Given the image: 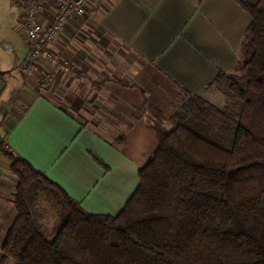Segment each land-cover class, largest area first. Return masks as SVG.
Listing matches in <instances>:
<instances>
[{
  "label": "crops",
  "instance_id": "crops-1",
  "mask_svg": "<svg viewBox=\"0 0 264 264\" xmlns=\"http://www.w3.org/2000/svg\"><path fill=\"white\" fill-rule=\"evenodd\" d=\"M90 1L51 44L84 80L61 75L38 94L39 72L10 71L28 46L22 61L3 60L0 142L87 212L113 215L156 148L151 120L168 125L181 89L223 105L212 81L234 71L249 16L236 0ZM14 187L0 152V246L16 215Z\"/></svg>",
  "mask_w": 264,
  "mask_h": 264
},
{
  "label": "trees",
  "instance_id": "trees-1",
  "mask_svg": "<svg viewBox=\"0 0 264 264\" xmlns=\"http://www.w3.org/2000/svg\"><path fill=\"white\" fill-rule=\"evenodd\" d=\"M236 2L249 23L234 71L212 81L223 105L181 89L117 213L87 212L1 148L16 215L0 264H264V0Z\"/></svg>",
  "mask_w": 264,
  "mask_h": 264
},
{
  "label": "built area",
  "instance_id": "built-area-1",
  "mask_svg": "<svg viewBox=\"0 0 264 264\" xmlns=\"http://www.w3.org/2000/svg\"><path fill=\"white\" fill-rule=\"evenodd\" d=\"M89 3L90 0H22L21 17L28 52L19 69L28 75L39 72L35 83L38 94L46 93L61 75L84 80V74L72 59L59 55L51 44L58 40L73 17L85 15ZM1 148L6 149L2 142Z\"/></svg>",
  "mask_w": 264,
  "mask_h": 264
},
{
  "label": "rangeland",
  "instance_id": "rangeland-1",
  "mask_svg": "<svg viewBox=\"0 0 264 264\" xmlns=\"http://www.w3.org/2000/svg\"><path fill=\"white\" fill-rule=\"evenodd\" d=\"M21 11L22 0H0V68L3 60H9L12 54L16 55V60L19 58L21 61L26 54L25 26ZM18 69L19 67L16 66L10 71L17 79H20Z\"/></svg>",
  "mask_w": 264,
  "mask_h": 264
},
{
  "label": "water",
  "instance_id": "water-1",
  "mask_svg": "<svg viewBox=\"0 0 264 264\" xmlns=\"http://www.w3.org/2000/svg\"><path fill=\"white\" fill-rule=\"evenodd\" d=\"M0 45H1V43H0Z\"/></svg>",
  "mask_w": 264,
  "mask_h": 264
}]
</instances>
